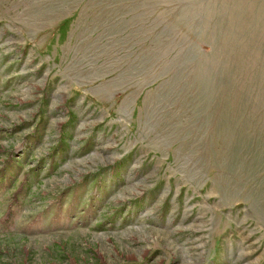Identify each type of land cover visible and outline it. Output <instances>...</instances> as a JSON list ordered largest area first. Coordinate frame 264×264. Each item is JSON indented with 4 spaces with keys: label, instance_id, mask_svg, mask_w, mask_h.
<instances>
[{
    "label": "rangeland",
    "instance_id": "374dc122",
    "mask_svg": "<svg viewBox=\"0 0 264 264\" xmlns=\"http://www.w3.org/2000/svg\"><path fill=\"white\" fill-rule=\"evenodd\" d=\"M0 264H264V0H0Z\"/></svg>",
    "mask_w": 264,
    "mask_h": 264
}]
</instances>
